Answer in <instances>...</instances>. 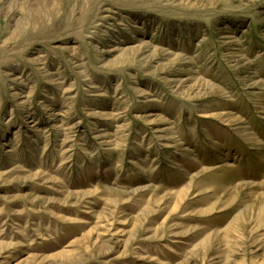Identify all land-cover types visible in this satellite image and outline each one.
<instances>
[{
	"label": "rangeland",
	"instance_id": "1",
	"mask_svg": "<svg viewBox=\"0 0 264 264\" xmlns=\"http://www.w3.org/2000/svg\"><path fill=\"white\" fill-rule=\"evenodd\" d=\"M0 264H264V0H0Z\"/></svg>",
	"mask_w": 264,
	"mask_h": 264
},
{
	"label": "bare ground",
	"instance_id": "2",
	"mask_svg": "<svg viewBox=\"0 0 264 264\" xmlns=\"http://www.w3.org/2000/svg\"><path fill=\"white\" fill-rule=\"evenodd\" d=\"M163 130V129H162ZM165 130H167V129H165Z\"/></svg>",
	"mask_w": 264,
	"mask_h": 264
}]
</instances>
